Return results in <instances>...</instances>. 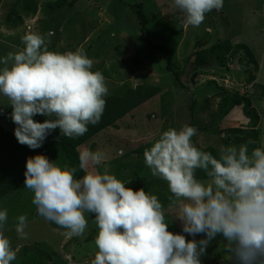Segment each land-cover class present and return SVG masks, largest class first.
Masks as SVG:
<instances>
[{"label":"rangeland","instance_id":"rangeland-1","mask_svg":"<svg viewBox=\"0 0 264 264\" xmlns=\"http://www.w3.org/2000/svg\"><path fill=\"white\" fill-rule=\"evenodd\" d=\"M139 9L146 15L144 25ZM184 17L174 0H0V61L23 50L21 38L34 32L45 37L49 51L83 49L93 61L91 71L105 77L107 95L141 85L159 88L115 126L76 149L77 173L82 179L107 168L128 188L151 184L168 231L200 241L203 234L183 232L179 208H168L173 196L168 183L151 174L143 153L164 131L184 125L197 128L192 142L202 151L215 149L220 155L221 146L248 143L250 154L264 146V0H223V7L206 13L199 26L182 23ZM159 45L169 48L180 80L166 70ZM12 63L0 62V70ZM12 110L0 93V125L9 129L17 127ZM97 150L103 153L100 164L89 161L80 169V155ZM33 198L24 182L0 200V210L8 214L5 235L13 250L19 247L11 264H91L98 251L95 214L84 213L82 235L67 236V229L38 213ZM21 215L27 216L26 239L15 230ZM226 244L222 235L210 240L201 264H234Z\"/></svg>","mask_w":264,"mask_h":264},{"label":"clouds","instance_id":"clouds-1","mask_svg":"<svg viewBox=\"0 0 264 264\" xmlns=\"http://www.w3.org/2000/svg\"><path fill=\"white\" fill-rule=\"evenodd\" d=\"M185 13L182 23L199 26L205 14L223 7V0H174ZM48 35H52L50 32ZM23 50L9 52L0 70V93L10 101L14 135L30 149L42 147L51 131L74 138L97 124L108 93L105 77L91 71L93 61L83 49L49 51L45 37L26 33ZM49 117L43 123L34 117ZM197 128L184 125L164 131L143 155L151 174L168 183L173 196L169 209L178 207L183 232L203 234L200 241L168 231L165 210L156 195L143 188L134 191L108 169L75 179L77 168L59 166L44 155L27 158L25 187L34 192L32 203L45 219L67 229V236H80L87 227L84 213H94L99 229L98 251L91 264H201L200 256L210 240L222 235L234 264H264V146L248 143L221 146L219 158L197 148L192 137ZM103 153L80 155V169L88 162L100 164ZM203 170L207 180L195 178ZM174 197V198H173ZM7 209L0 210V264H11L13 250L5 235ZM16 232L27 238V216L18 218Z\"/></svg>","mask_w":264,"mask_h":264},{"label":"trees","instance_id":"trees-1","mask_svg":"<svg viewBox=\"0 0 264 264\" xmlns=\"http://www.w3.org/2000/svg\"><path fill=\"white\" fill-rule=\"evenodd\" d=\"M137 17L142 25H144V12L139 9ZM200 46V45H198ZM156 50L162 54V59L165 62L166 70L174 73L175 79L180 80L179 69L176 67L170 50L165 45L156 46ZM159 93V88L141 85L135 89H127L119 94L106 95V105L100 121L95 124H88L87 131L78 137L68 138L61 135L59 128L51 131L38 149H30L27 145H21L17 141L14 130L0 125V200L10 194L13 190L20 187L25 182V171L27 158L36 155H44L52 162H58L62 168L64 166L75 167L77 166V152L76 149L86 142L97 136L102 131L111 126H115L116 122L130 114L146 101L153 98ZM193 113V108H192ZM49 117L43 115H36L34 120L43 123ZM209 129H204L207 132ZM206 152L212 153L215 157L219 158L215 149H208ZM203 180L208 179L203 170H195V178L198 177ZM81 172H76L74 178L79 179ZM141 188L146 193H151V184H142L134 191ZM53 226H58L53 223ZM210 264H220L219 262H212Z\"/></svg>","mask_w":264,"mask_h":264}]
</instances>
